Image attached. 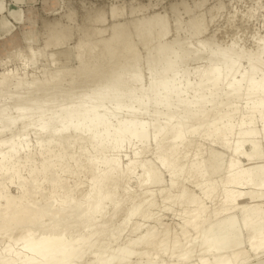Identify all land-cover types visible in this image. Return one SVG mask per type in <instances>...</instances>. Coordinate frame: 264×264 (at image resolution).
<instances>
[{"label": "bare ground", "instance_id": "bare-ground-1", "mask_svg": "<svg viewBox=\"0 0 264 264\" xmlns=\"http://www.w3.org/2000/svg\"><path fill=\"white\" fill-rule=\"evenodd\" d=\"M206 2L21 25L5 63L47 64L0 70V264H264V34Z\"/></svg>", "mask_w": 264, "mask_h": 264}, {"label": "rangeland", "instance_id": "rangeland-1", "mask_svg": "<svg viewBox=\"0 0 264 264\" xmlns=\"http://www.w3.org/2000/svg\"><path fill=\"white\" fill-rule=\"evenodd\" d=\"M194 1L195 0H29L28 3L22 2V3H19L18 6L16 7V9L20 13V19H21L20 21H16V20H14L11 17L9 18V16L6 13V9H7L9 4H12V0H0V18H3V21H4L5 25H8L10 30L12 29L11 30L12 32L9 33L8 31H2V27H0V70L1 69H10V68L17 67L18 68V72L20 71L19 73H22L23 71L30 72L31 70H35L34 72H36L37 70L41 69V65L42 64H44V63L47 64V62L45 61L44 58H41V59L39 58L40 59L39 60L40 62L38 61L39 65H37L38 64L37 63V64H35V66L32 63H28V65L26 67H23L22 65H20V63H18L17 61H15L13 59H11L8 63H5V61L10 58L8 56L9 55V49L13 50L15 47H18V45H19L18 37H19V32H20L21 27H22L21 25L24 24V27H25V26H27L29 24V21H32L34 23V28H35V26L37 28H40L42 20L51 21L53 19H59L60 20V18H61V20L64 21L66 19L64 17L66 16V14L68 12V9H71L73 11V15H72L73 20L71 21L72 22L71 26H75V25H77L78 23L81 22V19H82L81 15H83L85 11L90 10V9H96V8L97 9L98 8H104V7H106L105 9H108L110 6H115V7L117 6V8H124L125 10H127V12H126V17L127 18H129L131 16L130 14H128L130 12L129 8L130 9H132V8L133 9H136V8L138 9V8H141V6H142L141 9L148 10V11L144 10L146 13H148V12L151 13L152 11L155 12L157 10H158L157 11L158 13H160V11L162 13H164V11H165L167 14H169V17L170 16L172 17L173 14H171L168 11L170 5H172L173 3L175 4L176 2H177L176 4H179L178 2H180V3L181 2H185V3H188V4H192ZM217 1L218 0H214V2H213V0H207V2H206L207 4L205 3V5L206 6L207 5H211V3L214 4ZM220 1L221 2H225L226 4H227V1H228V4H229V5L225 4L226 10L224 9L225 11H223L222 14L224 12L228 11L229 9H231L232 6L235 7L237 10H239V8H241L240 11H239L240 15L245 9H248L250 7H257L256 11L254 12V16L251 18L252 20L251 19L246 20L248 23L245 21V19H242L240 15H238L236 17V19H235L236 21L234 20V23L237 22V21L240 22V23L237 22V24L235 23L236 27L243 28V31H244L243 38L244 37L245 38L244 39L242 38V39H243L244 43H246V45L251 44V40H250L251 36L250 35H253V33L259 34V35L260 34L261 35L264 34V0H251V1L250 0H242L241 2H239V3H241V5L239 3H235L236 0H234V1L233 0H225V1L224 0H220ZM256 3H257V5H256ZM258 3H259V5H258ZM132 4H134V5H132ZM232 4H234L236 6H234ZM242 4H244V5L242 6ZM134 6L135 7L138 6V7L135 8ZM166 8H167V10H166ZM178 8H179V10H181L182 7L178 6ZM28 9L30 10V12L27 14L26 11ZM179 10H178V12L181 13V17L185 18L186 16L184 14H182V10L181 11H179ZM21 12H22V14H21ZM195 12H196V10H195ZM255 13H256V15H255ZM133 14L138 15V13H133ZM28 16L30 18L29 20L27 19ZM223 18H224L223 15L222 16L219 15V17L217 16L216 19H215L217 21L214 20V22H213L215 24L212 23L211 25H209L210 28H208V32H211L213 29L220 28L218 30L219 32L218 31L215 32L216 36H217V38L225 37L223 39L226 40L227 36H229L228 34H230V31L233 30V29H222V27H219L220 25L223 24L222 23L223 20H224ZM241 20H243V22ZM249 22H251V23H249ZM237 25H239V26H237ZM212 26H213V28H212ZM242 26H244L245 28L242 27ZM257 30H259V31H257ZM225 32H228V33L225 34ZM219 33H221L222 35H220ZM75 38L76 37L73 36L72 39L68 42L69 46H71L73 44V42L75 41ZM11 39H13V41ZM248 41H249V43H248ZM15 62L18 63V64H16ZM48 65L51 67L52 66L51 62H49ZM58 65H59L58 63L55 64V67L58 66ZM19 66H20V68H19ZM29 66H30V68H29ZM31 66H34V67H31ZM38 67H39V69H37ZM27 68H29V69H27ZM1 72L2 71H0V73ZM131 150H132L131 146L124 145V147L121 148V150L117 153L118 158L121 161L122 165H124V163L126 162V159H127L128 155H130ZM126 153H127V155H125ZM122 161H124V162H122ZM262 189L264 190V187Z\"/></svg>", "mask_w": 264, "mask_h": 264}]
</instances>
